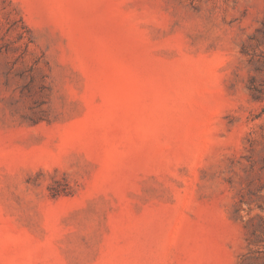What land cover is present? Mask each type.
Wrapping results in <instances>:
<instances>
[{
  "label": "rangeland",
  "instance_id": "obj_1",
  "mask_svg": "<svg viewBox=\"0 0 264 264\" xmlns=\"http://www.w3.org/2000/svg\"><path fill=\"white\" fill-rule=\"evenodd\" d=\"M0 264H264V0H0Z\"/></svg>",
  "mask_w": 264,
  "mask_h": 264
}]
</instances>
